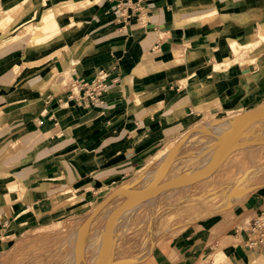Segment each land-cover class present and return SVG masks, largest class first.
I'll use <instances>...</instances> for the list:
<instances>
[{
  "label": "crops",
  "instance_id": "obj_1",
  "mask_svg": "<svg viewBox=\"0 0 264 264\" xmlns=\"http://www.w3.org/2000/svg\"><path fill=\"white\" fill-rule=\"evenodd\" d=\"M16 1L0 0L3 8ZM61 16L62 29L72 23L64 43L31 49L20 37L0 48V254L3 239L53 234L66 218L79 221L198 121L250 110L264 96V74L244 64L248 55L212 77L216 57L233 58L229 41L253 44L264 33V0H86ZM66 44L77 50L65 61L70 81L41 92L42 80L64 66L58 56L30 63ZM100 75L99 103L78 99L80 87L71 94ZM253 193L240 214L246 218L238 221L235 211L199 218L137 264H213L220 254L223 264H257L264 242L250 228L264 187Z\"/></svg>",
  "mask_w": 264,
  "mask_h": 264
},
{
  "label": "rangeland",
  "instance_id": "obj_2",
  "mask_svg": "<svg viewBox=\"0 0 264 264\" xmlns=\"http://www.w3.org/2000/svg\"><path fill=\"white\" fill-rule=\"evenodd\" d=\"M26 2L27 0H18L8 8H3L0 2V12H6L8 18L6 25L8 22L12 25L20 16L25 10L23 6ZM11 9L12 16L9 18ZM70 10L71 8H66L56 13L62 17V14ZM37 26L36 19L26 23L21 28V34L8 40L4 39L0 48L9 42L20 40V37L25 39L29 46L37 37ZM71 26L72 23H69L63 31L49 40L46 46L39 47L46 49L57 40L61 41L56 44L64 43V37L70 35ZM257 36L258 39L254 43L256 45L236 49L233 58H227L223 62H240L242 57L249 56L256 46L264 43L261 39L264 33H258ZM53 56L56 54L42 62ZM72 56L70 54V63ZM244 60L246 63L247 58ZM223 62L216 63L215 71L221 70ZM47 89L53 90L47 85L40 91L45 92ZM261 101V104L252 106L250 110H239L211 117V120L205 118L198 121L190 130L174 140L188 135L186 141L179 144L176 155L163 174H160L165 159L162 155L166 147L174 141L159 148L144 166L111 189L90 213L79 217L81 220L74 222L75 218H66L64 226L53 234L37 233L25 238L14 237L9 242L11 244L3 239L0 264H137L149 259L153 250L163 247L168 235L176 236L185 225L194 223L199 218L217 212L229 216L232 211L239 216L238 221L246 218L240 216L244 213V204L256 189L264 187V96ZM260 108L263 109L262 113L253 114ZM234 118L240 120L232 123V132L244 130L238 133L230 148L223 146L222 139L215 134L196 130L199 126L211 128ZM250 123L252 124L245 129ZM211 160L217 164L208 169L212 164ZM158 177H161L159 181ZM127 189H132L141 196H150L124 210L129 195L123 191ZM108 190L106 188L99 194L103 195ZM70 195L71 198L66 202L73 204L77 199L73 194ZM101 203L103 205L95 212ZM248 220L249 218L244 225H240L241 233L247 229ZM256 259L257 264H264L262 257ZM216 260L217 264H223L225 261L222 254L214 258L213 264Z\"/></svg>",
  "mask_w": 264,
  "mask_h": 264
},
{
  "label": "bare ground",
  "instance_id": "obj_3",
  "mask_svg": "<svg viewBox=\"0 0 264 264\" xmlns=\"http://www.w3.org/2000/svg\"><path fill=\"white\" fill-rule=\"evenodd\" d=\"M84 1H86V0H81V1H77V2L73 1V0H60L59 1V4H60L59 7L53 6L55 3L53 0L27 1L25 10L20 14V16H18V18L12 23V25H10L9 22H8V25L5 24V23H7L8 18L6 16V12L1 11L0 12V43L3 42L6 37L12 38V37L17 36L18 34H21V32H22L21 28L23 26H25L26 23H30L36 19L37 24H38L37 29H36L37 37L34 38L30 42L29 48L38 49V48H41L39 46H42V47L46 46L49 40L53 39L58 34V32H61L62 30H64L59 26V23L55 19V15H58L56 12H60L62 9L71 8V6L83 3ZM257 39H258V36H256V41H257ZM261 39L264 42V36H262ZM251 45H256V44L253 43V44H248V45H240L239 43H237L234 40L229 41V46H230V50L232 53L235 52L236 49H238L240 47L247 48ZM66 49H67V51H65ZM263 50H264V43L262 45L256 46V49L247 58V62L244 63V64L255 63L257 66L258 72H259L258 75L260 74L259 76L264 74V59H263V57L258 58V55L261 54L263 52ZM75 51H77V50L74 47H70L67 45H60L58 48L51 50L48 54H45L41 58H38L36 61L30 63V64H32V66H34L33 64H38L39 62L44 61L45 59H47L48 57L52 56V54L55 53L56 56H58V58L60 59V61L62 62L63 66H64V71L62 73H58L56 70H53L52 72H50V74L44 80H42V82L39 84L38 88L40 90H42V88L46 87L47 85L50 88H52L53 90H56L61 85L66 83V81L70 80V74H69L70 71H69L68 65L65 63V61H66V59L67 60L69 59L70 54L74 55ZM214 61H215L214 62L215 64H213V65L215 67L217 65L216 63L220 60H219V58L216 57L214 59ZM220 62H223V61H220ZM235 62L236 61H232L231 63L228 61L223 62L222 63L223 65L221 66L220 71H215V69H213L214 73L212 74V77L213 78L216 77L217 79L222 78L224 76L225 69L229 65L234 64ZM258 75H253L255 81L258 80V78H259ZM255 85H254V82H250V84L247 85V89L252 91L253 87H255ZM260 99H261V96H260V94H258L257 96L254 97V99L252 100L250 105L253 107H256L258 104H261ZM261 108H263V107H261ZM261 108L254 111L253 114L259 115L260 113H262L263 109H261ZM239 120L240 119H238V118H234L231 121L219 123L215 127L211 126V128L199 126L196 130L215 134L216 136H218L222 139L223 146L230 148L233 145V143L235 142L233 140L238 136V131L232 132L233 131V128H231L233 125L232 123H235ZM187 137H188V135L186 134L185 136L179 138V140L174 141L173 144H169L166 147V149H165L166 151L162 155V158H165V159H164L162 171L160 174H163L166 171L169 162L176 155L179 144L185 142ZM175 143H176V145H175ZM169 148H171V149H169ZM254 150H255V148H254ZM211 162H212V164L208 167V169L214 168L215 165L217 164L212 160H211ZM160 178L161 177H158L157 181H159ZM123 193H126L129 195V199L126 202V205L123 207L124 210H127L128 207L133 205L134 203H136V202L138 203V201H140L141 199L150 196V194H146L145 196H141L132 189H127V191H123ZM80 257H81V254H80ZM105 262H107V261H105Z\"/></svg>",
  "mask_w": 264,
  "mask_h": 264
},
{
  "label": "built area",
  "instance_id": "obj_4",
  "mask_svg": "<svg viewBox=\"0 0 264 264\" xmlns=\"http://www.w3.org/2000/svg\"><path fill=\"white\" fill-rule=\"evenodd\" d=\"M104 76L100 75L98 79L91 83H81L80 85H75L72 88L71 94L78 93L79 87L83 89V93L79 95L78 99L88 100L90 102L99 103V99L102 93L105 91L106 86L104 85ZM252 233H257L259 236V242H264V204L260 209L256 218L253 219L252 226L250 228ZM254 242H249L247 247L251 248L254 246Z\"/></svg>",
  "mask_w": 264,
  "mask_h": 264
},
{
  "label": "water",
  "instance_id": "obj_5",
  "mask_svg": "<svg viewBox=\"0 0 264 264\" xmlns=\"http://www.w3.org/2000/svg\"><path fill=\"white\" fill-rule=\"evenodd\" d=\"M251 124H252V123H250L249 125H247V126L245 127V129H246L248 126H250ZM241 130H242V129H241ZM243 130H244V129H243ZM243 130H242V131H243ZM242 131H239V132H242ZM239 132H238V133H239ZM111 200H114V198H111ZM103 203H104V202H103ZM103 203H101L100 206H98V207L96 208L95 212H97V211L100 209V207H101V205H103ZM95 212H94V214H95ZM80 254H81V253H80Z\"/></svg>",
  "mask_w": 264,
  "mask_h": 264
}]
</instances>
